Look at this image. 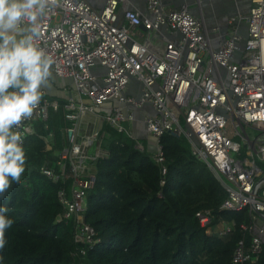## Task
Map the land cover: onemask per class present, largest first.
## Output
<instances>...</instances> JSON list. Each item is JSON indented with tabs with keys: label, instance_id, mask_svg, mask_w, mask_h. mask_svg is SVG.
<instances>
[{
	"label": "built area",
	"instance_id": "1",
	"mask_svg": "<svg viewBox=\"0 0 264 264\" xmlns=\"http://www.w3.org/2000/svg\"><path fill=\"white\" fill-rule=\"evenodd\" d=\"M147 11L129 9L127 0H106L101 10L87 0H59V6L41 20L37 43L53 58L54 75L73 80L76 87L74 99L64 104L71 123L63 132L65 147L57 162L43 166L41 173L54 182L72 180L69 193L65 188L59 192L63 217H75L76 243H93L94 230L84 223L83 214L86 196L95 185L92 163L104 152L96 146L101 130L81 133L80 121L83 116L98 115L97 109L104 110L109 114L103 122L126 131L123 124L133 120L129 112L149 106L153 114L145 117L144 124L155 140L153 155L162 176L167 168L160 139L167 133L184 135L193 155L208 165L225 190L221 210L248 209V222L238 224L245 236L235 247L232 264H262L264 0H253L246 35L234 28L217 48L188 6L170 11L161 0H147ZM163 28L179 36L162 48L155 47L151 36ZM132 79L139 83L137 97V92L127 94ZM43 93L31 119L18 129L23 144L34 132V124L47 123L50 112L61 107ZM161 184L165 185L164 178ZM196 217L206 234L221 239L236 228L235 221L220 219L214 224L209 210L197 212Z\"/></svg>",
	"mask_w": 264,
	"mask_h": 264
},
{
	"label": "trees",
	"instance_id": "2",
	"mask_svg": "<svg viewBox=\"0 0 264 264\" xmlns=\"http://www.w3.org/2000/svg\"><path fill=\"white\" fill-rule=\"evenodd\" d=\"M56 100L59 111H51L47 123L34 124L23 144L26 166L20 183L13 182L0 198L13 220L0 264H232L235 247L245 236L238 224L248 222V209L221 210L225 190L193 155L184 135L167 133L160 139L167 168L163 177L153 153L140 149L143 145L126 123L127 132L107 122L100 131L96 146L105 154L92 163L95 185L83 214L94 230L93 243H76L75 217L64 218L59 201L60 190L69 193L72 180L54 182L41 173L43 166L57 162L65 147L63 132L71 125L66 100ZM201 210L211 211L214 224L235 221L233 234L225 239L206 234L196 217Z\"/></svg>",
	"mask_w": 264,
	"mask_h": 264
},
{
	"label": "clouds",
	"instance_id": "3",
	"mask_svg": "<svg viewBox=\"0 0 264 264\" xmlns=\"http://www.w3.org/2000/svg\"><path fill=\"white\" fill-rule=\"evenodd\" d=\"M59 0H0V198L25 173L23 133L50 86L53 58L39 46L41 20ZM0 206V250L13 220Z\"/></svg>",
	"mask_w": 264,
	"mask_h": 264
},
{
	"label": "crops",
	"instance_id": "4",
	"mask_svg": "<svg viewBox=\"0 0 264 264\" xmlns=\"http://www.w3.org/2000/svg\"><path fill=\"white\" fill-rule=\"evenodd\" d=\"M87 1L96 10L103 9L106 3V0ZM161 2L164 8L170 11L177 10L183 5L188 6L189 11L203 23L205 32L211 36L213 48L219 47L221 39H228L234 32V28L235 32H237L239 35H246V18L249 14L250 8L253 5V0H161ZM127 7L142 14H148L147 0H127ZM216 28L218 32L214 31V29ZM178 36V34L170 33L168 30H162L158 33H153L151 39L155 47L162 48L163 46H165L166 41H175ZM154 46L153 48H155ZM55 81L56 85L51 83L49 89L46 87L48 89L46 90L52 94H55L57 97H61V99L67 100L69 94L72 93L71 87H75L74 81L62 78H57L55 79ZM136 83L139 86V83ZM74 90L76 92V87ZM74 93H72V95ZM139 93L140 90L136 93V97L137 95L139 96ZM143 109H146V111H153V109L149 106H146ZM129 113H132V111H130ZM132 115L133 120H127V122H125L130 128H132L131 131L129 130L131 135H133L135 139L139 140L143 147L154 153L153 150L155 149V140L147 134L144 124V119L146 116H148V114H145L144 112L139 110L135 111L134 114L132 113ZM84 118H88L89 120H91V116H83L80 121V132H91V130L89 129L82 132V130L85 129L83 128V126H86V124H84L83 122ZM97 130L99 129L97 128ZM141 138L145 139L146 142H142ZM94 151L95 149H92L91 153H94Z\"/></svg>",
	"mask_w": 264,
	"mask_h": 264
},
{
	"label": "rangeland",
	"instance_id": "5",
	"mask_svg": "<svg viewBox=\"0 0 264 264\" xmlns=\"http://www.w3.org/2000/svg\"><path fill=\"white\" fill-rule=\"evenodd\" d=\"M155 40V39H154ZM55 79H57L56 77H55V75L53 76V80H52V84H55L56 85V81H55ZM49 87L50 86H48L47 88L49 89ZM67 88V87H66ZM71 89H72V93H74L75 92V87H71ZM137 90H138V84L135 82V79H132L131 80V82H130V85H129V89L127 90V94L128 95H131V94H134V93H136L137 92ZM76 94V92L74 93V95ZM59 100H64V99H61V98H58ZM68 99V98H67ZM66 100V99H65ZM109 105V104H108ZM135 111H139V109H134V110H132V113L134 114V112ZM140 111H142V112H144L145 114H148V115H152V113H153V111L151 112V110H148V111H146V109H141ZM151 112V113H150ZM95 113L96 114H98V115H103V116H108V112L107 111H102V110H99V109H97L96 111H95ZM127 113H128V111H127ZM87 116H91V120H89L88 118H84V120H83V122H84V124H86V126L84 125L83 126V128H85L84 130H82V132L83 131H87L88 129L89 130H91V132L92 131H95L97 128L100 130V129H102V127H103V124H104V122H103V120H104V117L103 116H97V115H93V114H91V115H87ZM128 129L131 131L132 130V128H130L129 126H128ZM136 130V129H135ZM250 133H252V134H254V131H250ZM259 133H256L255 135H258ZM141 141L142 142H146V140L145 139H143V138H141ZM104 152V151H103ZM105 154V153H104Z\"/></svg>",
	"mask_w": 264,
	"mask_h": 264
},
{
	"label": "water",
	"instance_id": "6",
	"mask_svg": "<svg viewBox=\"0 0 264 264\" xmlns=\"http://www.w3.org/2000/svg\"><path fill=\"white\" fill-rule=\"evenodd\" d=\"M162 30H167L166 28H163ZM226 38H224V40H225ZM47 88H45V89H43L50 97H53V98H61V97H57L55 94H52V93H50V92H48L47 90H46ZM74 97H75V95L73 94L72 95V93H70L69 94V96H68V99H74ZM173 136H175V137H178V135H176L175 133H171ZM140 149H143V147L141 146L140 147ZM153 152H155V149L153 150Z\"/></svg>",
	"mask_w": 264,
	"mask_h": 264
}]
</instances>
